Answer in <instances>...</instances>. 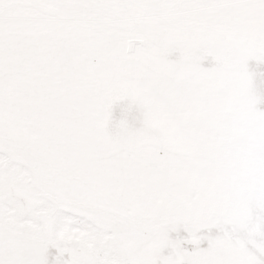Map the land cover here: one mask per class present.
<instances>
[{
    "label": "snow or ice",
    "instance_id": "obj_1",
    "mask_svg": "<svg viewBox=\"0 0 264 264\" xmlns=\"http://www.w3.org/2000/svg\"><path fill=\"white\" fill-rule=\"evenodd\" d=\"M261 86L264 0H0V264H264Z\"/></svg>",
    "mask_w": 264,
    "mask_h": 264
},
{
    "label": "rangeland",
    "instance_id": "obj_2",
    "mask_svg": "<svg viewBox=\"0 0 264 264\" xmlns=\"http://www.w3.org/2000/svg\"><path fill=\"white\" fill-rule=\"evenodd\" d=\"M255 63H256L255 61H250V62H249L250 67L254 66ZM204 66H205V67H208V66H209V64H208L207 61L204 62ZM260 91H261L262 94H264V86H261ZM261 108H264V105H261ZM201 247H207V241H205V242L201 245ZM189 250H191V246H189Z\"/></svg>",
    "mask_w": 264,
    "mask_h": 264
}]
</instances>
